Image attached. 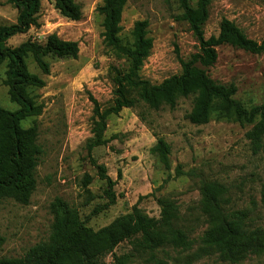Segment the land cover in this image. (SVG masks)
Wrapping results in <instances>:
<instances>
[{
  "label": "rangeland",
  "instance_id": "obj_1",
  "mask_svg": "<svg viewBox=\"0 0 264 264\" xmlns=\"http://www.w3.org/2000/svg\"><path fill=\"white\" fill-rule=\"evenodd\" d=\"M75 1L82 10L79 20L63 17L52 0H42L39 25L6 41L8 46L26 40L43 43L54 32L63 40L77 41L79 51L76 58L46 56L48 74L42 73L31 57L27 59L29 70L41 76L45 84L33 91L36 101L43 104L42 111L28 118L24 126H37L38 143L43 151L29 202L0 201V236L4 239L0 257L22 256L32 245L48 238L53 221L50 204L55 198L74 206L81 219L97 230L130 212L133 205L157 218L160 206L156 198L170 196L189 218L193 228L191 236L197 239L204 228V223L195 219L199 186L203 181L222 184L226 190L225 206L231 210L247 209L251 225L264 229L261 192L264 148L253 152L246 137L252 123L238 120L232 111L223 112L215 105L207 123L193 124L187 118L192 97L179 98L173 108H122L107 118L103 136L106 142L88 150L89 139L93 137V100L101 109L112 104L113 67L124 68L126 62L104 43L103 16L97 10L103 0ZM196 1L189 0L193 7ZM180 14L178 0H128L123 8L119 33L123 40L132 41L131 31L136 20L148 21L153 46L140 75L152 83L179 73L180 60H187L198 50V42ZM16 15L17 10L11 3L0 0V24L15 22ZM223 17L237 24L249 38L263 39V0H212L203 25L205 37L218 34ZM216 50L217 60L208 68L210 77L220 83H233L234 98L246 109L264 105V53H250L228 44ZM5 70L6 65L2 63L0 105L13 110L17 105L11 102L8 88L3 84ZM141 111L145 119L138 116ZM158 137L169 145V171L151 152ZM177 164L183 175H175ZM99 166L115 181V202L106 207L103 205L108 202L107 184L100 176ZM168 174L170 178L164 182ZM196 247L194 244L192 249ZM130 249L123 242L114 252L122 254ZM170 253L176 255L173 251ZM105 262L116 264L111 254L106 255ZM129 264L151 263L135 258ZM178 264H185L184 258ZM188 264H264V250L260 254H248L239 263L223 261L214 255Z\"/></svg>",
  "mask_w": 264,
  "mask_h": 264
},
{
  "label": "trees",
  "instance_id": "obj_2",
  "mask_svg": "<svg viewBox=\"0 0 264 264\" xmlns=\"http://www.w3.org/2000/svg\"><path fill=\"white\" fill-rule=\"evenodd\" d=\"M5 1L16 8L17 15L15 22L0 24V65H6L3 84L8 88L11 102L17 107L9 110L0 105V201L13 199L27 204L36 186V166L43 149L38 143L37 126L32 124L26 127L24 122L41 113L43 104L36 101L33 91L45 84L41 76L29 70L27 59L31 57L41 72L48 74L46 56L76 58L79 47L77 41L63 40L54 32L48 34L43 43L26 40L16 46L6 45L11 36L39 25L38 13L42 0ZM127 1L103 0L97 7L103 16L104 43L125 60L126 66L113 67L112 104L101 109L93 100V137L89 139L88 150L106 142L103 136L109 115L127 107L146 106L155 110L162 106L173 108L181 97H192V107L187 115L191 123H207L216 105L223 112L232 111L238 120L252 123L246 137L253 152L263 149L264 105L246 109L234 98L236 86L214 80L208 74V68L217 60L216 47L228 44L261 54L264 53V37L260 41L249 38L237 24L225 17L220 21L218 34L205 37L203 25L212 0H197L195 7L191 6L189 0H178L181 10L179 17L188 24L198 42V50L187 60H180L179 73L160 83H152L140 75L143 62L153 46L148 21L142 19L134 22L131 42L119 36L121 15ZM52 2L63 17L71 20L81 18L82 10L75 0ZM138 116L145 119L142 111L138 112ZM151 152L169 171V145L162 137L156 139ZM99 169L100 176L107 184L105 194L108 202L103 205L106 207L115 202V181L104 173L102 166ZM183 174L180 164H177L175 175ZM169 178L170 174L164 182ZM225 191L218 182H201L195 219L201 220L204 228L197 239L191 236L193 228L188 223L189 218L181 213L179 204L170 196L156 198L160 206L157 218L148 216L133 205L130 212L117 216L97 230L81 219L74 206L55 198L50 204L53 221L48 238L32 245L22 256L0 257V264H106L108 254L112 255L116 264H129L135 258L151 264H178L184 258V263L188 264L192 260L214 255L223 261L239 263L248 254H260L264 250V229L251 225L247 209L227 208V200L223 198ZM261 192L264 201V187ZM3 241L0 236V245ZM123 242L129 244L131 249L116 254L115 248ZM194 244L197 247L192 249Z\"/></svg>",
  "mask_w": 264,
  "mask_h": 264
}]
</instances>
